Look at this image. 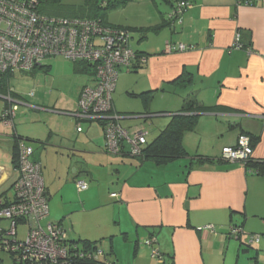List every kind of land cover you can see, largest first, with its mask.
Segmentation results:
<instances>
[{"label": "crops", "instance_id": "1", "mask_svg": "<svg viewBox=\"0 0 264 264\" xmlns=\"http://www.w3.org/2000/svg\"><path fill=\"white\" fill-rule=\"evenodd\" d=\"M191 1L193 8L181 19H172L171 26L138 31L156 34L153 44L135 49L149 57L135 74L120 71L127 73L117 83L113 99V111L124 128L141 129L135 127L136 119L156 118L158 134L185 100L195 98L210 108L200 115L196 129L184 136L189 158L158 165L127 153L111 155L105 149L102 125L80 122L74 116L77 110L62 115L32 106L35 113L50 114L28 116L49 122L48 137L27 133L45 147L46 155L35 152L24 139L34 149L32 159L42 166L51 207L52 222L47 224L68 222L69 229L64 227L70 240L105 243L117 260L123 256L117 244L124 242L135 244L137 264H241V241L229 236L231 228L241 227L244 244L252 236L249 233L264 232V0L253 5L237 0ZM169 8L135 28L162 26L171 19L173 8ZM237 34L242 48L234 47ZM167 42L191 48L165 53ZM42 66L51 68L45 62ZM91 83V76L80 82L77 109L82 89ZM130 83L135 85L129 87ZM125 92L133 98L150 93L149 102L139 109H144L142 113L118 105ZM3 99L8 108L18 110L14 102ZM15 118L16 114L12 125L2 124L10 134H0V143L12 149L15 140L25 135V125L17 126ZM122 120L133 122L122 124ZM242 134L254 141L251 160H223L222 150L235 147ZM84 155L90 163L84 161L82 166ZM196 156L214 162L199 166ZM8 176L0 166L1 182ZM82 181L88 188L79 191L77 184ZM114 193L116 198L111 196ZM72 232L76 239L70 237ZM151 238L156 240L153 245L147 244ZM154 250L159 258L153 257Z\"/></svg>", "mask_w": 264, "mask_h": 264}, {"label": "built area", "instance_id": "2", "mask_svg": "<svg viewBox=\"0 0 264 264\" xmlns=\"http://www.w3.org/2000/svg\"><path fill=\"white\" fill-rule=\"evenodd\" d=\"M259 1L262 0H246L242 4L253 5ZM39 6V0H0V77L16 70L33 71L45 61L59 57L85 64L92 83L82 89L74 116L80 122L102 124L108 153L142 156L147 133L143 129L124 128L119 115L113 111V95L120 71H133L147 60L132 49L131 31L100 20L47 16L39 12ZM193 6L186 1L177 3L170 18L181 19ZM234 47L242 48L240 34L236 36ZM190 48L167 42L165 53L184 52ZM11 98L9 96L8 101L12 104ZM15 110V106L6 109L0 122L12 125ZM33 153L32 147L24 141L19 142L14 197L9 202L6 196H0V251L13 255V259L9 257L11 264H80L86 258L101 260L105 252L100 247L83 248L72 242L62 224L43 226L42 220L49 215V201L42 166L32 159ZM252 155L251 138L245 134L239 136L235 147L222 150L223 160L232 163L247 162ZM77 187L84 191L88 185L82 181ZM20 226L26 228L23 238ZM241 235L240 227L231 228V238L238 239ZM155 241L151 238L147 244L153 245ZM247 242L256 245L260 236L253 235ZM153 257H160L156 250Z\"/></svg>", "mask_w": 264, "mask_h": 264}, {"label": "rangeland", "instance_id": "3", "mask_svg": "<svg viewBox=\"0 0 264 264\" xmlns=\"http://www.w3.org/2000/svg\"><path fill=\"white\" fill-rule=\"evenodd\" d=\"M88 2H94V0H63V5L68 7H81L85 6ZM167 9H170L169 5L164 3L162 0H132L125 7L123 6L116 10L109 11L107 15V22L133 29V31L130 29L133 37L130 41V45L135 51V49H139L141 45L149 44V42L153 44L152 40H155L154 38L156 36L153 32L147 35L135 31V25H142L148 18H156L160 12L165 13ZM142 35L148 37L140 39ZM45 65H51L48 72H45L40 68L33 71H14L10 76V82L8 78L7 83L9 84V87L7 84L3 89H0V94L2 95L0 96V117L9 106V103L3 98L5 96L6 99L11 91V99L16 102L15 105L18 107V110L15 112L17 115L15 123L17 126L25 125L23 127L25 135L21 134L24 135L21 137L26 140L27 144L30 143L32 145V147L36 150L35 152H44V155L47 154L45 147L42 145L40 146L39 143L36 142L38 140L35 137H48L50 132L48 131L46 124L49 122L41 120L36 121L33 117L29 118L28 116L30 114L35 113V110L31 107L38 106L42 110H53L55 112L63 113L62 115H67L69 113L68 111L77 110V91L81 85L80 82L87 81L90 78V76L85 74H76L74 63L69 60L61 58L49 59L45 61ZM125 72L126 71H122V73H120V78L117 83L122 79ZM132 73L135 74L134 71ZM129 85V87H132L135 84L130 83ZM117 94L118 92L114 93L113 99L114 97L116 99ZM118 105L122 106L124 109H130L129 111L142 113L144 109L140 112L139 109L144 108L146 103L143 97L135 96V98H133L125 92L124 95H120V97H118ZM155 106H158L157 103L154 107ZM42 110L39 113L42 112V114H50ZM155 119L156 118H142L135 120V127L138 126L137 128L144 129L147 133V139L149 142H152L158 135V132H156V128L153 125ZM121 122L122 124H125L133 121L122 120ZM84 123H93L94 125H97L98 122ZM9 131L10 130L6 129L2 125V122H0V134H8ZM27 133H34L36 136H27ZM126 148L128 150V146H126ZM84 156L85 157L80 156L82 166H84L82 164L85 163L84 161L90 163V160L87 157L88 155ZM51 157H54V155L50 156V158ZM11 159L12 147L10 144L3 145V143H0V166L9 175L3 182H1L3 179H0V196L5 194L10 200L14 197L13 186L16 182V174ZM42 161L46 167L47 160L44 158ZM49 210L51 211L50 202ZM51 220L52 219L49 216L46 220H42L43 226H46L48 222H52ZM262 222L264 223V221ZM64 226L69 229L68 226L70 225L68 222H65ZM19 230L20 237L23 238L26 228L20 226ZM249 234H252V236L259 235L261 237V243L249 245L248 242L245 244L240 242L241 264H264V232L259 230L255 232L253 231V233ZM70 237L73 239L77 238L74 232L70 233ZM250 237L251 235L248 238ZM80 246L83 247V244L80 243ZM99 247L103 248L107 253L111 252L110 246L105 243H99ZM117 248L121 249L123 252L121 259L117 260L112 257L117 264L138 263L135 261V244L132 246L131 244L120 242L117 244ZM0 260L2 264H11L7 255L2 252H0Z\"/></svg>", "mask_w": 264, "mask_h": 264}, {"label": "trees", "instance_id": "4", "mask_svg": "<svg viewBox=\"0 0 264 264\" xmlns=\"http://www.w3.org/2000/svg\"><path fill=\"white\" fill-rule=\"evenodd\" d=\"M131 1L132 0H94V2H90V3L88 2L85 6L68 7L63 5V0H39L40 2L39 12L47 16L100 20L113 27L126 28L124 26L108 23L107 15L109 11L116 10L123 6L125 7ZM162 1H164V3L171 6L172 8H174L177 5V3L182 1L193 3L191 0H162ZM245 1L246 0H237V3L242 4ZM172 23H173L172 19H167V21L158 28H135V31H145V32L158 31L159 29H162L166 26H171ZM127 29L130 30L131 28H127ZM131 30L133 31V29ZM138 54L146 58L149 57L147 54H142V53H138ZM74 66H75V72L77 74H83L89 71L88 67L85 64L78 63V64H74ZM38 68H42L45 72H48V70L50 69L49 67H45V66L44 67L39 66ZM11 74L12 73H7L1 77L0 89H3L8 84L7 83L8 78L11 76ZM7 86L9 87V84ZM134 96L143 97L145 103H148L149 102L148 97L150 96V93L145 92L143 94L134 95ZM210 110H211L210 108H207L202 104H199V102L195 98H189L185 100L184 106L181 109V111L177 114L172 115L171 121L168 124V126L165 129H163L152 142L149 143L147 141V145L143 149L142 156L138 158L151 160L158 165H166L178 159L189 158V153L183 144L184 136L186 133L194 131L198 124L200 115L203 113H207ZM20 141H24V139L17 138V140H15L12 149L11 161L14 168L18 167ZM251 145L254 148V141L252 138H251ZM195 160H196L195 164L199 166H204L206 164L214 162L213 159H209L208 157H201V156H196ZM250 160L251 158L248 160V162ZM3 196L6 195L4 194L2 195V197ZM11 200L9 199V202ZM238 240L241 241V243H243L242 235L238 237ZM85 242L86 243H83V245L89 248L92 247L96 248L99 245L98 242H93V243H90L89 241H85ZM0 252L4 253V251H0ZM7 257L13 259V255L11 256L7 255ZM111 257H112V252H109V253H105L104 257L101 260L86 258L85 260H82L80 264H117L116 261H113Z\"/></svg>", "mask_w": 264, "mask_h": 264}, {"label": "clouds", "instance_id": "5", "mask_svg": "<svg viewBox=\"0 0 264 264\" xmlns=\"http://www.w3.org/2000/svg\"><path fill=\"white\" fill-rule=\"evenodd\" d=\"M132 39H133V37H132ZM41 66H42V65H41ZM37 68H38V67H37ZM37 68H36V69H37ZM36 69H34V70H36ZM0 78H1V77H0ZM9 96L12 97V92H11V91L9 92L8 97H9ZM8 97H7V100H8ZM13 104L15 105L16 102H14ZM33 150H34V149H33ZM137 158H138V157H137ZM15 169H16V168H15ZM3 197H5V196H3ZM48 201H49V200H48ZM260 239H261V237H260ZM237 240H238V239H237ZM71 241H72V240H71ZM72 242H74V241H72ZM75 243H77V244L80 245L81 242H75ZM82 244H83V243H82ZM83 247H86V246L83 245ZM98 247H99V245H98ZM101 249H102L105 253H107L103 248H101Z\"/></svg>", "mask_w": 264, "mask_h": 264}]
</instances>
